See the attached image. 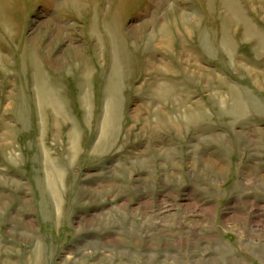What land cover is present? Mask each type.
<instances>
[{"label": "rangeland", "instance_id": "1", "mask_svg": "<svg viewBox=\"0 0 264 264\" xmlns=\"http://www.w3.org/2000/svg\"><path fill=\"white\" fill-rule=\"evenodd\" d=\"M0 264H264V0H0Z\"/></svg>", "mask_w": 264, "mask_h": 264}, {"label": "bare ground", "instance_id": "2", "mask_svg": "<svg viewBox=\"0 0 264 264\" xmlns=\"http://www.w3.org/2000/svg\"><path fill=\"white\" fill-rule=\"evenodd\" d=\"M166 41L168 42V40H167V36L166 35H164L162 38H161V41H160V43L163 45V43H166ZM159 43V44H160ZM160 46V45H159ZM160 60L159 61H157L156 63L155 62H150L149 64H148V66L150 67V68H153V69H161V70H163V68H161V66H160ZM113 78V77H112ZM116 79V78H115ZM112 83V82H111ZM50 91V90H49ZM113 92V91H112ZM116 101V100H115ZM56 103V102H55ZM112 105H113V103H112ZM57 106V105H56ZM58 107V106H57ZM192 108V107H191ZM196 108L197 109H194V110H196V112L194 111V110H187L186 111V114H185V116H190V117H192V118H195V116H196V113L198 112V110H199V107L198 106H196ZM106 111H107V109H106ZM162 113H160V111L158 110V113H157V117H158V119H160L161 117H162V115H161ZM107 118V117H106ZM185 119V118H184ZM163 120L165 121L166 120V118H165V116H163Z\"/></svg>", "mask_w": 264, "mask_h": 264}]
</instances>
